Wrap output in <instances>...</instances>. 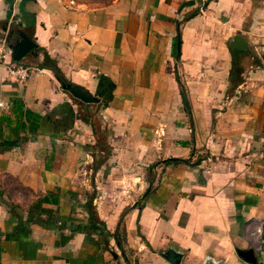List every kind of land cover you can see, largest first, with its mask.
<instances>
[{
	"label": "crops",
	"instance_id": "crops-1",
	"mask_svg": "<svg viewBox=\"0 0 264 264\" xmlns=\"http://www.w3.org/2000/svg\"><path fill=\"white\" fill-rule=\"evenodd\" d=\"M6 32L0 264H264V0H0Z\"/></svg>",
	"mask_w": 264,
	"mask_h": 264
},
{
	"label": "water",
	"instance_id": "water-1",
	"mask_svg": "<svg viewBox=\"0 0 264 264\" xmlns=\"http://www.w3.org/2000/svg\"><path fill=\"white\" fill-rule=\"evenodd\" d=\"M229 45L239 51L247 49V42L238 34L232 37ZM36 46L35 42L26 36L24 33H19L18 38L13 44H10L11 57L13 60H20L31 49ZM63 88L66 89L74 98L83 102H93V97L81 86L76 84L63 83ZM238 256H240L245 262L255 264L256 259L252 248L237 250ZM163 257L171 264H181L182 254L175 251L172 248L163 252ZM205 264H221L220 262L207 261Z\"/></svg>",
	"mask_w": 264,
	"mask_h": 264
},
{
	"label": "built area",
	"instance_id": "built-area-1",
	"mask_svg": "<svg viewBox=\"0 0 264 264\" xmlns=\"http://www.w3.org/2000/svg\"><path fill=\"white\" fill-rule=\"evenodd\" d=\"M11 1L14 4L16 2H20L21 0H11ZM66 1L69 5L74 4V0H66ZM7 35L8 33L6 32L4 35L0 37V68L4 66L10 76L18 80H24L29 76L30 68L16 61H11V60H9L8 62L6 61L7 57L11 58L10 44L8 42ZM0 108L7 109L8 103L0 101ZM255 234L259 239L261 238V228L260 227L255 229ZM263 242H264V239H263Z\"/></svg>",
	"mask_w": 264,
	"mask_h": 264
},
{
	"label": "trees",
	"instance_id": "trees-1",
	"mask_svg": "<svg viewBox=\"0 0 264 264\" xmlns=\"http://www.w3.org/2000/svg\"><path fill=\"white\" fill-rule=\"evenodd\" d=\"M53 69H55V67H53ZM56 74H57V77L61 80V82L66 83L65 80H64V78L61 77V76L58 74V72H57ZM183 101H184V96H183ZM185 144H187V142H185ZM171 161H172V162H179V161H182V162H184V163H188V160H183V159H178V158L171 159ZM99 223H101V222H99Z\"/></svg>",
	"mask_w": 264,
	"mask_h": 264
}]
</instances>
